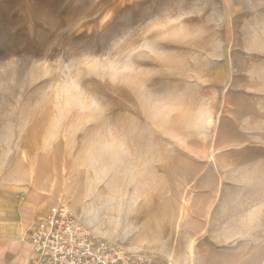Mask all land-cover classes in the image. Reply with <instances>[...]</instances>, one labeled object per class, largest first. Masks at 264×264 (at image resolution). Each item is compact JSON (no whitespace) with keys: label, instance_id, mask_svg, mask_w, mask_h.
<instances>
[{"label":"rangeland","instance_id":"1","mask_svg":"<svg viewBox=\"0 0 264 264\" xmlns=\"http://www.w3.org/2000/svg\"><path fill=\"white\" fill-rule=\"evenodd\" d=\"M153 264H264V0H0V181Z\"/></svg>","mask_w":264,"mask_h":264},{"label":"built area","instance_id":"2","mask_svg":"<svg viewBox=\"0 0 264 264\" xmlns=\"http://www.w3.org/2000/svg\"><path fill=\"white\" fill-rule=\"evenodd\" d=\"M20 241L30 248L29 264H153L144 253L94 236L61 204L33 216Z\"/></svg>","mask_w":264,"mask_h":264},{"label":"crops","instance_id":"3","mask_svg":"<svg viewBox=\"0 0 264 264\" xmlns=\"http://www.w3.org/2000/svg\"><path fill=\"white\" fill-rule=\"evenodd\" d=\"M49 201L36 189L0 181V264H29L30 248L20 238L33 216L44 215L52 207Z\"/></svg>","mask_w":264,"mask_h":264}]
</instances>
